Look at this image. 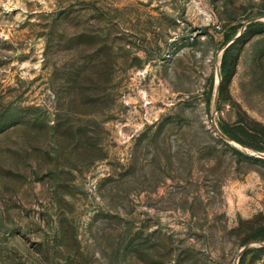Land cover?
I'll use <instances>...</instances> for the list:
<instances>
[{"label": "rangeland", "instance_id": "obj_1", "mask_svg": "<svg viewBox=\"0 0 264 264\" xmlns=\"http://www.w3.org/2000/svg\"><path fill=\"white\" fill-rule=\"evenodd\" d=\"M237 122L264 147V0H0V264H264Z\"/></svg>", "mask_w": 264, "mask_h": 264}, {"label": "trees", "instance_id": "obj_2", "mask_svg": "<svg viewBox=\"0 0 264 264\" xmlns=\"http://www.w3.org/2000/svg\"><path fill=\"white\" fill-rule=\"evenodd\" d=\"M231 63H230V54L229 49H225L222 54L221 65H220V77L221 83H224L225 80L231 75ZM221 132L231 141H234L241 145H246L257 150H263L264 147L259 145L255 141L256 136L252 133L247 127L240 123L228 124L222 123L220 125ZM261 239L264 240V225L258 227L251 239ZM247 252V251H246Z\"/></svg>", "mask_w": 264, "mask_h": 264}]
</instances>
